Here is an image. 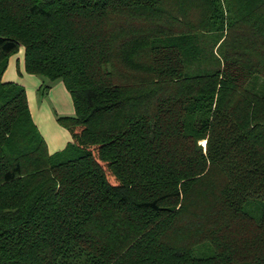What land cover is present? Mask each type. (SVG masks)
Listing matches in <instances>:
<instances>
[{
	"label": "trees",
	"instance_id": "trees-1",
	"mask_svg": "<svg viewBox=\"0 0 264 264\" xmlns=\"http://www.w3.org/2000/svg\"><path fill=\"white\" fill-rule=\"evenodd\" d=\"M0 264H264V0H0Z\"/></svg>",
	"mask_w": 264,
	"mask_h": 264
},
{
	"label": "crops",
	"instance_id": "crops-1",
	"mask_svg": "<svg viewBox=\"0 0 264 264\" xmlns=\"http://www.w3.org/2000/svg\"><path fill=\"white\" fill-rule=\"evenodd\" d=\"M1 79L3 81H14L24 87L31 118L43 137L48 152L61 149L70 139L69 131L56 120L48 104L39 97H44V93H47L54 102H59L58 106H61L59 109L61 112L71 111L73 113L71 96L63 82L59 80L60 82H57L53 86L54 88L50 86L45 92L40 93L43 95H38L37 90L40 88L41 78L36 74L25 71L22 46H20L19 51L8 56Z\"/></svg>",
	"mask_w": 264,
	"mask_h": 264
},
{
	"label": "rangeland",
	"instance_id": "rangeland-1",
	"mask_svg": "<svg viewBox=\"0 0 264 264\" xmlns=\"http://www.w3.org/2000/svg\"><path fill=\"white\" fill-rule=\"evenodd\" d=\"M20 50V46L18 47V49L15 51V52H17V51H19ZM15 52H13V53H15ZM60 79H55L54 81H52V82H50V86L51 87H53L57 82H60L59 81ZM49 86V87H50ZM54 88V87H53ZM68 91V90H67ZM44 92V91H43ZM40 93H42L41 92V89H38L37 90V94L38 95H43V94H40ZM44 97H39L40 99H44V101L48 104V106H49V109H50V111H51V113L55 116V117H57V116H59V115H71V114H73V113H71V111L70 112H67V111H60L59 109H60V107L58 106L59 104V102L57 101V102H54L52 99H51V97H50V95H48L47 93H44ZM55 97V96H54Z\"/></svg>",
	"mask_w": 264,
	"mask_h": 264
}]
</instances>
